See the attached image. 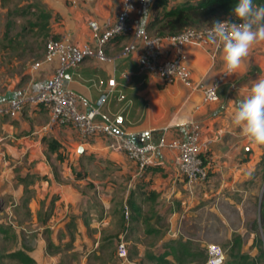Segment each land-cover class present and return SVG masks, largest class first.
I'll use <instances>...</instances> for the list:
<instances>
[{
	"label": "crops",
	"instance_id": "obj_1",
	"mask_svg": "<svg viewBox=\"0 0 264 264\" xmlns=\"http://www.w3.org/2000/svg\"><path fill=\"white\" fill-rule=\"evenodd\" d=\"M37 1L50 13V35L87 43L94 50L97 42L89 21L95 19L104 28L115 21L120 7V0ZM152 1L146 0L142 13L132 14V20L148 32L156 28L149 26ZM182 1L170 0V5ZM1 4L0 0V12ZM143 49L139 35L124 34L103 47L104 57L87 56L68 71L66 84L77 93L78 109L97 106L96 120H112L119 132L138 141L184 138L195 124L205 143L201 154L209 177L188 183L171 149L158 150L141 170L125 152L109 148L102 135L84 140L71 124L39 130L49 120L43 105L28 103L13 115L0 113V210L23 213L11 215L12 226L19 238L17 248L33 259L32 264H178L177 257H186L175 239L180 213L182 218L194 204H203L221 191L227 202L242 194L241 202L248 199L255 206L256 185L261 179L264 184V145L244 137L232 115L252 84L264 78V42L252 46L240 68L220 86L215 101H204L203 89L222 69V51L214 57L204 46L187 44L184 63L191 71L187 84L165 83L158 73L140 71L138 56ZM45 52L46 48L24 70L0 81V102L34 92L47 82L55 61L43 62ZM111 78L114 86L107 84ZM102 93H107L104 100ZM47 139L60 146L48 148ZM263 197L264 189L256 217L240 214L243 230L232 233L241 238L245 225L259 228L244 243L246 252L256 249V241L264 245ZM158 219L170 222V228L151 241ZM121 238L128 249L126 260L117 255L115 244ZM234 249L238 257L248 256L241 245ZM260 254L264 258V251Z\"/></svg>",
	"mask_w": 264,
	"mask_h": 264
},
{
	"label": "built area",
	"instance_id": "obj_2",
	"mask_svg": "<svg viewBox=\"0 0 264 264\" xmlns=\"http://www.w3.org/2000/svg\"><path fill=\"white\" fill-rule=\"evenodd\" d=\"M145 3L146 0H120L115 21L104 28L100 26L97 20H90L89 27L97 42L95 50L87 43L69 42L66 36L49 38L42 61H55L50 78L34 92L24 91L11 97L5 103L0 102V113L13 115L28 103L43 105L48 111L49 120L39 130H46L56 124H71L84 140L95 135H102L108 140L107 146L109 148L125 152L141 170L151 163L158 150L162 148L171 149L174 152L175 164L188 183L204 181L208 178V170L201 154L205 143L200 140L199 131L195 124L184 138L167 139L160 136L156 140L138 141L119 132L114 121L96 120L97 106H92L83 111L79 110L77 93L66 84L68 71L75 70L87 56L104 57L103 47L112 39L124 34L136 33L142 38L144 49L138 56V69L158 73L163 77L165 83H171L174 80L190 83L191 71L184 63V48L187 44L204 46L209 49L210 54L214 57L219 51H222V45L218 41L213 42V25L201 28L188 27L178 33L165 35L149 34L148 31L140 27L137 20H132V14L142 13ZM221 21L240 22L232 16ZM41 62H35L34 66H39ZM231 74L225 72L223 61L219 74L210 86L203 89L204 101L217 100L218 89ZM107 84L114 86V79H109ZM106 94L102 93L100 99L104 100ZM119 96L123 97L122 94ZM206 250L205 261L193 264L225 263L226 254L220 244L209 243ZM117 255L124 260L128 257L127 245L123 238L118 241Z\"/></svg>",
	"mask_w": 264,
	"mask_h": 264
},
{
	"label": "rangeland",
	"instance_id": "obj_3",
	"mask_svg": "<svg viewBox=\"0 0 264 264\" xmlns=\"http://www.w3.org/2000/svg\"><path fill=\"white\" fill-rule=\"evenodd\" d=\"M1 5L4 11L0 12V81L4 79L5 76H13L15 73L24 70L28 62L32 63L34 59L38 58L45 48L46 40L51 36L49 33L48 36H46L44 34V29L31 24V22H43L38 16L40 12L39 9H42V5L38 4L37 0H4ZM226 17L228 16H224L223 19ZM148 33L151 35L155 34V29L152 28ZM262 189H264L263 179L256 185V194L253 195L255 197L254 207L248 199H245L243 202L240 201L242 194L236 195L237 198L235 197L233 199L234 201L230 200L232 201L231 203H229V200V202H227L224 198L226 195L223 191L217 192V194L214 195L215 198L213 196V198L209 197L203 204H194V206L189 209L190 211L183 212L182 218L181 213L180 216L178 215L180 220L178 219V225L176 224L175 227V239L177 243L185 238L193 243L194 248L205 250L204 253L206 254L207 244L214 242L220 244L225 251L226 261L224 264H229V261H235V264H264L263 255L260 254V251H264V248H260L264 247L263 244L256 241L257 247L253 251L246 252L243 249L244 243L251 237H255L257 232H260L259 228L253 227L252 230L245 225L244 229L246 231L240 238V245L241 250L248 255L247 257L246 255L238 257V250L232 248V241L234 238H232V233L237 229L243 230V225L241 224L244 221L242 217H244L245 214L256 217L259 195ZM234 196L235 194L231 195V197ZM237 204L241 206L239 207ZM13 213H17L19 216L23 214L16 210L12 211V214ZM9 214L10 213L6 212L2 207L0 210V264H21L19 260L12 255L16 250L20 249L17 248L20 244L19 238L16 236V227L12 226L14 223L13 217L11 216L12 214ZM240 214H242V217ZM164 219L166 220L165 217ZM165 220L158 219V223L153 226L155 227V232H152V234L150 233L151 241L155 239L158 240L167 229L169 230L170 222H166ZM141 226L146 228L147 224L142 223ZM141 226L140 228H142ZM18 231V234L22 235V232L20 230ZM168 239H170V241L175 240L171 238ZM116 247H114L115 251ZM175 247L176 245L174 248ZM107 251L105 255L108 257L109 254L107 255ZM235 252L237 255L234 257ZM250 253L254 258L249 256ZM200 259L201 257L199 255L194 260L192 257L190 258V256H188L182 258V261H184V263L189 262V264H193ZM98 264H101V262L98 261ZM162 264L168 263L163 262Z\"/></svg>",
	"mask_w": 264,
	"mask_h": 264
},
{
	"label": "clouds",
	"instance_id": "obj_4",
	"mask_svg": "<svg viewBox=\"0 0 264 264\" xmlns=\"http://www.w3.org/2000/svg\"><path fill=\"white\" fill-rule=\"evenodd\" d=\"M233 13L239 23L217 21L212 26L213 42L222 45L228 74L240 68L253 45L264 42V6H254L253 0H237ZM143 21L144 17L140 23ZM232 122L250 142L264 145V78L253 83L248 95L238 102Z\"/></svg>",
	"mask_w": 264,
	"mask_h": 264
},
{
	"label": "trees",
	"instance_id": "obj_5",
	"mask_svg": "<svg viewBox=\"0 0 264 264\" xmlns=\"http://www.w3.org/2000/svg\"><path fill=\"white\" fill-rule=\"evenodd\" d=\"M1 2L3 3L4 0H1ZM236 3L237 0H183L182 2H176L170 5V0H153L151 3L152 19L149 26L151 28L155 26V34L159 33L160 35L178 33L188 27L201 28L212 26L215 22L221 21L224 16H232L237 19L233 13V8ZM253 4L256 7L264 6V0H253ZM39 10L38 16L43 22H31V24L44 29V34L48 36V18L50 17V13L43 7ZM51 37L58 38L56 34H51L48 39ZM48 39L45 44H47ZM47 145L48 148L54 149L58 148L60 143L55 139H47ZM148 196H151V194ZM261 204H264V197L262 198ZM263 216L264 211L262 210L261 218ZM232 238V248L239 247L240 237L234 234ZM178 244L179 248H182L184 251L183 253H186V257L190 256L194 260L199 255L201 259L197 262L201 263L205 261V250L194 248L190 240L180 241ZM12 255L21 264L33 263V259L24 250L18 249ZM177 259L178 264H186L182 261L181 256L177 257ZM229 264H232V261H229Z\"/></svg>",
	"mask_w": 264,
	"mask_h": 264
}]
</instances>
